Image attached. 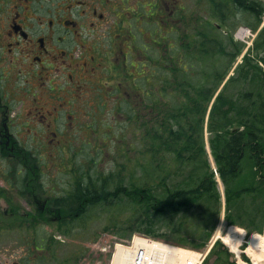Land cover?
Segmentation results:
<instances>
[{
  "label": "trees",
  "instance_id": "16d2710c",
  "mask_svg": "<svg viewBox=\"0 0 264 264\" xmlns=\"http://www.w3.org/2000/svg\"><path fill=\"white\" fill-rule=\"evenodd\" d=\"M208 1L213 17L220 21H227L230 12L235 15L243 12L256 19L254 25L247 24L253 30L264 16V2L260 0ZM183 25L185 27L180 34L183 57L177 54L175 61L169 59L170 66L159 67L164 74L150 84L149 109L137 105L134 115L127 117L131 127L142 120L137 132L134 131V141L139 146L129 142L126 131L120 130L122 135L119 132L118 139L127 147L119 155L130 154L133 149L135 159L132 169L135 172L132 177L130 167L120 163V183L113 194L130 199L129 211L133 212L134 219L129 225L121 223L115 226L124 235L139 232L200 249L212 235L216 225L213 219L219 214L221 206V195L215 174L205 157L203 143V127L212 100L208 121L209 130L214 134L211 147L217 172L226 188L229 223L239 224L241 208L235 213V206L251 199L257 203L259 196L264 197V29L256 38L252 50L236 68V73L224 83L241 47L230 40L236 51L228 55L229 43L225 44V37L221 36L219 28L205 23L200 17L185 16ZM196 28H203L204 31ZM223 57H228V61L225 62ZM123 115L125 113L120 112V116ZM191 166L194 170L199 169L197 178L194 176L191 184L173 188L168 183L173 173ZM128 175L129 188L128 185L123 186ZM113 179V175L107 176L98 187L95 183L91 184L93 179H89L88 186L75 190L74 199L79 203L81 198H88V203L97 206L101 197L108 198V184ZM244 213L253 221L262 219L261 225L255 222L250 226V233L262 232L264 198L258 207L250 211L247 208ZM195 224L205 228L211 225L210 230L200 231L204 236L198 237V243L190 240L198 234L196 231L189 232V227ZM162 229L166 233H161ZM222 246L216 243L211 255ZM219 253H224L225 257L218 256L216 264H236L230 260L227 250ZM64 264H69V260Z\"/></svg>",
  "mask_w": 264,
  "mask_h": 264
},
{
  "label": "flooded vegetation",
  "instance_id": "af4514ba",
  "mask_svg": "<svg viewBox=\"0 0 264 264\" xmlns=\"http://www.w3.org/2000/svg\"><path fill=\"white\" fill-rule=\"evenodd\" d=\"M183 12L182 0H0V226L13 219L19 226V175L24 165L27 170L34 165L31 175L36 173L34 156H23L25 147L84 144L91 138L101 144L94 132L80 141L82 133L104 130L99 118L85 124L81 117L134 115L135 107L126 111L124 102L136 97L137 66L149 61L151 67L152 24L163 32L176 28L180 36ZM143 71L147 93L150 71ZM117 99L118 109L111 105ZM119 127L115 122L108 128ZM61 129L68 138H58ZM79 174L70 183L65 213L56 197L40 201L35 191L28 204L53 222L75 221L89 200L74 199L75 190L90 183L88 172ZM8 192L14 193L10 203Z\"/></svg>",
  "mask_w": 264,
  "mask_h": 264
},
{
  "label": "rangeland",
  "instance_id": "374dc122",
  "mask_svg": "<svg viewBox=\"0 0 264 264\" xmlns=\"http://www.w3.org/2000/svg\"><path fill=\"white\" fill-rule=\"evenodd\" d=\"M205 1L206 2L200 0H182L184 7L183 17L185 18V16H187L190 18L194 15L197 16V18L200 17L205 23L212 27L220 26L218 31L221 33V36L223 35L225 37V44L229 43L230 40H233L235 44L241 47L240 53L236 56L235 60L232 62L231 68L228 70V74L224 80L225 83L229 77L236 73L238 65L243 62L244 57L254 47L256 38L264 29V16L256 30H253L251 27H248L247 24L250 23L254 25L256 19L243 12L237 15L230 12L228 13L227 21H220L218 18L213 17L210 3L208 0ZM260 1L264 2V0ZM197 22L199 21L197 20ZM197 22L193 21V24L198 26ZM199 23L201 25V22ZM183 27H185V25L182 26V30ZM196 29L199 31L203 30V28ZM163 30L164 32L161 31L155 23L152 24V39H155V41H153L152 45L151 67L149 61L146 63L147 66L146 64L137 66L134 82L137 87V91H135L136 97L128 101L125 99L124 110L126 111L131 106L136 107L137 105L141 107L147 106V109H149L151 103L150 89H148V92L146 93L143 70L150 71V84H154L155 81L153 80L155 78L159 79L160 76L164 74L161 71L162 69H159L161 65L164 67L167 65L170 66L169 59L175 61L174 58L177 54L180 58L183 57L180 36L175 32L176 28L173 31H170L169 27H166V30ZM241 30L249 32L246 37H239ZM211 35L213 36L214 33ZM137 37L139 39L138 33ZM231 45L232 44L229 43V49L226 51L228 55L236 51L234 46ZM222 59L225 60V62L228 61V57H223ZM224 83H222V86ZM221 88H219V91ZM117 100L118 102L111 101V105L113 108L118 109L121 99ZM212 103L210 104V108L205 118L203 143L206 151L205 157L215 174L218 191L221 195V206L219 214L213 219L216 225L211 233L212 235L210 236V239L217 240L216 242L223 246L222 249L217 250V253L212 255L210 253L207 259V264H216V261L220 257H225L224 253L221 254L219 252H226V250L231 256V261L236 260L238 264H241L240 260H242V253L247 252V254L245 253L246 256L250 260L252 259V256L248 253L250 236L255 234L264 235V226L261 233L260 231H253L250 233V226L255 224V222L257 225H261L262 219L257 218L256 221H253L249 216L245 215L246 213H244V211L245 209L247 210V208L250 211L251 209L258 207L264 197L259 196L257 203L253 199L249 200V197L248 202L245 201L242 205L233 208L235 213H237L236 210L238 208H241L240 217L237 215L238 218H240L239 224L234 226L239 227L248 233V236H246L240 244L241 253L238 252V254L229 248V246H227L219 237L221 235H226L232 225L227 220L229 211L226 188L221 178L215 173L217 166L211 147L214 134L210 132L208 122ZM124 113L125 115L122 117L118 115L119 112L118 114L106 112L101 115H94L93 118H91L92 116L89 114L81 117L80 122L85 124L94 122L95 119L99 118V123L103 124L104 130L101 129L92 132L86 131V134H80V141H84V135L87 138L94 132L95 134H99L102 141L101 144L96 143L91 138L85 141L84 144L64 146L62 144H56V141L53 144L46 141L38 147H25L26 150L23 156H34L35 165H37L36 173L34 176L31 175V172H34L35 170V166L28 162L27 164L28 166L31 165V169L27 170V165H24L22 171L25 172H23L22 175H19V180L22 179L23 181V185L21 186L22 192L21 194L19 193V226L16 225L15 219H13V222L9 220L4 225L0 226V264H64V262L68 260L69 264H110L109 256L115 242H124L129 240L135 234H142L136 232L131 236L130 234L124 235L123 232L118 231L115 226L121 223L129 225L134 219L133 212L129 211L131 210L129 204L130 199L118 197L117 194L114 196L113 194L116 185L120 183V163H124L128 168L130 167L132 172L130 173L131 175L135 172L132 169L134 164L133 160L135 159L133 149L131 148L130 154L119 155L121 150L126 151L127 148L124 147L123 141L118 139L119 132H121L122 129L126 131L129 142H134L135 145L137 144L136 146H139V143L134 141V131L137 132V126L142 123V120H139L135 124L133 123L134 126H129L127 123V117L131 116V114L128 115L127 112ZM115 122L120 123L119 130L111 131L108 127H113V123ZM49 138H52V135H50ZM58 138H68L67 132L62 131L61 129ZM129 159L132 160L127 164ZM96 161L97 164L95 166ZM11 167L13 171H15L14 163L11 164ZM12 169L8 165L9 172L12 171ZM198 170L199 169L194 170V167L192 166L184 168L182 171L173 173L168 183L171 184L173 188L177 185L180 187L182 184H191L194 176L195 179L197 178L196 176L199 174ZM79 172H88V179H91L89 177L92 176L93 183H95L97 187L103 183L107 176L113 175L114 177L113 181L111 180L108 184L106 194L109 195L108 198L104 199L101 197L97 206H92V202H89L86 206L88 211L80 216L81 219L78 218L75 221H71L74 220L71 218L70 220L66 219L59 223L53 222L51 219H47V213L41 214L40 212H37L35 206H30L28 204L33 198L31 193L35 191L40 201L47 197H56L57 201L62 205H60L61 212L65 213L67 210H65L64 207H67L66 205L69 203L66 204L67 193L70 190H73L70 183H72L75 178L79 179L81 177ZM31 177H34L32 182ZM132 177H134V175ZM127 185L129 188V175L125 177L123 181V186ZM262 194L263 193H260V195ZM7 199L8 203L14 201V193L8 192ZM11 213L12 210H9V214ZM210 228V224H208L206 228L200 224H195L194 226L189 227V232H198V234L194 235L195 237L190 238V240L192 242L195 241L196 243L200 242L199 238L204 236L200 231H204V229L208 231ZM161 233H166L165 229H162ZM160 239L165 240L164 238ZM209 240L207 242H209ZM260 264H262V262Z\"/></svg>",
  "mask_w": 264,
  "mask_h": 264
},
{
  "label": "built area",
  "instance_id": "2783aa9c",
  "mask_svg": "<svg viewBox=\"0 0 264 264\" xmlns=\"http://www.w3.org/2000/svg\"><path fill=\"white\" fill-rule=\"evenodd\" d=\"M209 249L189 251L143 237L128 246H117L112 264H203Z\"/></svg>",
  "mask_w": 264,
  "mask_h": 264
},
{
  "label": "bare ground",
  "instance_id": "6f19581e",
  "mask_svg": "<svg viewBox=\"0 0 264 264\" xmlns=\"http://www.w3.org/2000/svg\"><path fill=\"white\" fill-rule=\"evenodd\" d=\"M248 32L241 30L239 37L244 38ZM223 242L234 252H239V246L244 238V231L236 226H231L226 235L219 236ZM248 253L256 263H264V235H254L249 241Z\"/></svg>",
  "mask_w": 264,
  "mask_h": 264
}]
</instances>
